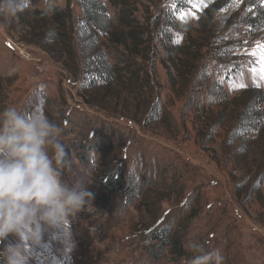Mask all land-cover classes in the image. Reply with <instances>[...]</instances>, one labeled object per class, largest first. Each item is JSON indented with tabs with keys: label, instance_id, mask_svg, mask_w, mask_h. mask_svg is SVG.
I'll return each mask as SVG.
<instances>
[{
	"label": "rangeland",
	"instance_id": "rangeland-1",
	"mask_svg": "<svg viewBox=\"0 0 264 264\" xmlns=\"http://www.w3.org/2000/svg\"><path fill=\"white\" fill-rule=\"evenodd\" d=\"M109 1L101 0L114 21L118 11ZM154 1L150 4L153 16L174 11L182 1L186 7L177 16L189 24L195 23L196 13L207 5L205 0ZM56 5L70 7L73 17L81 18L76 0H56ZM38 7L43 9V2ZM230 39L235 46L227 59L231 64H240L241 72L227 78L219 65L213 69L210 63L212 78L218 77L214 70L225 77L222 83L229 98L255 86L264 90V44L258 37L233 35ZM9 41L24 53L16 52ZM221 45L219 42L217 48ZM112 57L108 59L113 64L116 60ZM156 75L159 110L152 116L143 115L139 121L121 115L110 117L78 95L80 73L76 76L39 45L20 41L6 27H0V80L6 85L0 110L15 106L56 123L71 161L65 178L81 181L93 193L92 205L71 224L74 247L69 251L62 232L52 231L33 264H182V258L192 256L186 250L189 241L203 243L209 250L219 249L223 264H264V183L258 189L241 168L242 163L251 164L258 152L250 148L243 157L240 137L226 149L232 140L228 128L207 132L209 137H205L197 107L206 105V92L187 105V100L175 98L159 61ZM210 108L205 112L212 110L218 115L223 110L217 103ZM94 144L114 147V165L125 179L143 186L151 184L164 199L157 207L155 220L138 211L139 201L128 204L121 195L109 199L95 185V172L107 161L90 149ZM229 156L234 160L229 162ZM155 224L157 228H171L172 239L176 234L181 236L182 255L170 246L159 249V242L150 241L147 232Z\"/></svg>",
	"mask_w": 264,
	"mask_h": 264
},
{
	"label": "trees",
	"instance_id": "trees-1",
	"mask_svg": "<svg viewBox=\"0 0 264 264\" xmlns=\"http://www.w3.org/2000/svg\"><path fill=\"white\" fill-rule=\"evenodd\" d=\"M42 2L32 0L28 10L4 27L20 41L39 45L76 76L80 73L82 86L78 95L85 103L110 117L121 115L133 121L155 113L161 107L159 90H155L159 87L156 75L159 61L177 100H187L189 105L206 92V105L197 107L205 137L207 132L213 134L218 128H228L232 140L226 149L240 137L243 157L250 148L258 152L251 164L242 163L241 168L258 189L263 185L264 90L255 86L229 98L222 83L225 77L238 76L242 69L240 64H231L227 59L235 46L230 39L233 35L258 37L264 44L261 0H205L206 8L196 13L194 24L177 16L186 7L182 1L174 11L153 16L150 4L154 0H110L109 4L118 11L114 21L101 0H76L81 9V18L77 20L70 7L56 6L54 11L44 14L38 7ZM241 10L245 12L243 15L239 13ZM219 42L223 45L217 48ZM110 56L116 60L113 64ZM210 63L213 69L219 65L227 73L225 77L214 70L218 77L213 79ZM5 86L0 80V98L6 93ZM216 103L223 108L218 115L212 110L205 112ZM90 149L104 155L107 161L95 172L94 182L100 191L108 198L121 195L128 204L139 201L138 211L155 220L157 207L164 199L159 198L151 184L143 186L126 180L114 165L115 149L111 145L104 148L102 144H94ZM83 157L86 161V156ZM232 160L234 157L229 156V162ZM157 227L155 224L148 230L150 241L159 242V249L170 246L182 255L181 236L176 234L172 239L171 228Z\"/></svg>",
	"mask_w": 264,
	"mask_h": 264
},
{
	"label": "clouds",
	"instance_id": "clouds-1",
	"mask_svg": "<svg viewBox=\"0 0 264 264\" xmlns=\"http://www.w3.org/2000/svg\"><path fill=\"white\" fill-rule=\"evenodd\" d=\"M43 4L44 14L57 6L56 0ZM31 5L32 0H0V27ZM60 134L56 123L35 111L0 110V264H33L56 230L69 251L74 247L71 224L92 205L93 193L81 181L65 178L71 161ZM186 250L192 256L182 258V264L224 262L219 249L209 250L203 243L189 241Z\"/></svg>",
	"mask_w": 264,
	"mask_h": 264
},
{
	"label": "built area",
	"instance_id": "built-area-1",
	"mask_svg": "<svg viewBox=\"0 0 264 264\" xmlns=\"http://www.w3.org/2000/svg\"><path fill=\"white\" fill-rule=\"evenodd\" d=\"M9 43L11 44V46H12V48H13L14 50H15V48L17 49L16 52H18V51L20 52V51H21V52H20L21 54L24 53V52H22L23 50H21V48H20L19 46H17L14 42L11 43V41H9ZM13 45H14V46H13ZM19 52H18V53H19ZM28 57H29V56H28ZM28 59H30V57H29Z\"/></svg>",
	"mask_w": 264,
	"mask_h": 264
},
{
	"label": "snow or ice",
	"instance_id": "snow-or-ice-1",
	"mask_svg": "<svg viewBox=\"0 0 264 264\" xmlns=\"http://www.w3.org/2000/svg\"><path fill=\"white\" fill-rule=\"evenodd\" d=\"M261 3L264 4V0H261ZM253 71H255V70H253ZM261 78L264 79V76H262ZM244 86L245 85H240V87H244ZM257 86H259V85H257Z\"/></svg>",
	"mask_w": 264,
	"mask_h": 264
}]
</instances>
